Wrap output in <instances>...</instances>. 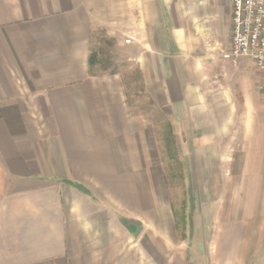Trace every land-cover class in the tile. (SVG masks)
I'll return each instance as SVG.
<instances>
[{
	"label": "crops",
	"instance_id": "0c3cea01",
	"mask_svg": "<svg viewBox=\"0 0 264 264\" xmlns=\"http://www.w3.org/2000/svg\"><path fill=\"white\" fill-rule=\"evenodd\" d=\"M231 18V0H0V264H264V70L222 59ZM99 30L181 135L203 247L143 175L153 123L89 70Z\"/></svg>",
	"mask_w": 264,
	"mask_h": 264
},
{
	"label": "rangeland",
	"instance_id": "374dc122",
	"mask_svg": "<svg viewBox=\"0 0 264 264\" xmlns=\"http://www.w3.org/2000/svg\"><path fill=\"white\" fill-rule=\"evenodd\" d=\"M120 38L124 36L120 34ZM91 54L94 56V65L90 68L91 74L94 76L116 75L120 80L129 114L142 115L153 123V132L144 142L146 149L144 152L148 154L146 155L147 165H151L152 168L150 172L143 173V175L150 176L153 181L155 178L158 196L163 201L169 199L178 213V218L180 220L184 218L186 239L191 246L203 247L210 230L211 215L204 210L205 205L199 204V199L203 197L201 190L193 189V184L184 183L181 135L175 141L176 159L169 160L162 142L166 119L152 105L150 96L145 91L140 71L130 60L131 54L122 49L115 38L108 37L102 30H99L93 42ZM182 214L184 217H181ZM202 227L206 229L205 233Z\"/></svg>",
	"mask_w": 264,
	"mask_h": 264
},
{
	"label": "built area",
	"instance_id": "2783aa9c",
	"mask_svg": "<svg viewBox=\"0 0 264 264\" xmlns=\"http://www.w3.org/2000/svg\"><path fill=\"white\" fill-rule=\"evenodd\" d=\"M232 38L226 62L248 59L264 70V0H231ZM130 40L126 39L125 44Z\"/></svg>",
	"mask_w": 264,
	"mask_h": 264
},
{
	"label": "trees",
	"instance_id": "16d2710c",
	"mask_svg": "<svg viewBox=\"0 0 264 264\" xmlns=\"http://www.w3.org/2000/svg\"><path fill=\"white\" fill-rule=\"evenodd\" d=\"M88 64L90 70V68H92V66L94 65V56L92 54H90L89 56ZM163 128H164V133H163L162 142H163V147L165 148V153L167 154L169 160H174L176 159V153H175L176 151H175V141L172 134V129L168 123H165Z\"/></svg>",
	"mask_w": 264,
	"mask_h": 264
}]
</instances>
